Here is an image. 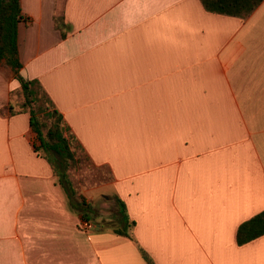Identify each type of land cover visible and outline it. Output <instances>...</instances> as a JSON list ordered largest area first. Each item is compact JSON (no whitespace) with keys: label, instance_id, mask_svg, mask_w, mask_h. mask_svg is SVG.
Segmentation results:
<instances>
[{"label":"crops","instance_id":"obj_1","mask_svg":"<svg viewBox=\"0 0 264 264\" xmlns=\"http://www.w3.org/2000/svg\"><path fill=\"white\" fill-rule=\"evenodd\" d=\"M19 73L114 200L81 220L0 67V264H264V0H20ZM61 25V28L57 27ZM12 109L2 110L7 104ZM114 197L129 236L113 231ZM94 198V197H92ZM98 219V221L96 220ZM110 224V227H108Z\"/></svg>","mask_w":264,"mask_h":264},{"label":"trees","instance_id":"obj_2","mask_svg":"<svg viewBox=\"0 0 264 264\" xmlns=\"http://www.w3.org/2000/svg\"><path fill=\"white\" fill-rule=\"evenodd\" d=\"M23 20L20 8V0H0V67L7 66L20 84L23 96L22 109L29 113V124L36 134L37 144L34 149L51 164L53 171L59 178V182L65 190L70 205L75 209L81 221L92 222L95 209L91 202L79 195L68 177L70 165H74L76 151L71 143L73 136L68 134V127L62 114L53 106L46 107V116L40 118L34 110L35 101L38 99L36 81L24 78L20 73L21 62L18 50V23ZM57 27L61 28L60 24ZM37 97V99H36ZM10 111L12 105L7 104L2 110ZM118 206L117 227L113 231L120 235L129 236L128 229L133 222L129 221L125 205L117 197H114ZM264 232V211L252 217L239 226L237 240L243 241L253 238Z\"/></svg>","mask_w":264,"mask_h":264},{"label":"rangeland","instance_id":"obj_3","mask_svg":"<svg viewBox=\"0 0 264 264\" xmlns=\"http://www.w3.org/2000/svg\"><path fill=\"white\" fill-rule=\"evenodd\" d=\"M23 100L21 93L18 99H15L14 97L13 110L19 109V105ZM37 100L34 104V110L40 118L44 119L46 116V110H44L42 106H46L47 102H44L43 100L37 102ZM71 146L76 151V158H78V160L74 165H70L68 170L69 179L79 194L84 195L85 198L96 204L99 213L104 216L106 220L105 222L113 223L114 212L116 211L114 200H112L113 198L111 197L108 199V202L104 200L101 196V193L103 192L99 189L103 183H107L110 180L109 169L106 166H98L93 163L80 150L81 148L78 146L75 139L74 141L72 139ZM96 220L98 221L97 218ZM92 224H94V220L92 221ZM108 227L111 228L110 224H108Z\"/></svg>","mask_w":264,"mask_h":264},{"label":"built area","instance_id":"obj_4","mask_svg":"<svg viewBox=\"0 0 264 264\" xmlns=\"http://www.w3.org/2000/svg\"><path fill=\"white\" fill-rule=\"evenodd\" d=\"M91 225V223H90V221H81V226L83 227V228H87V227H89Z\"/></svg>","mask_w":264,"mask_h":264}]
</instances>
